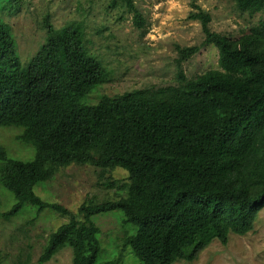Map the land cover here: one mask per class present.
Here are the masks:
<instances>
[{"label": "trees", "instance_id": "trees-1", "mask_svg": "<svg viewBox=\"0 0 264 264\" xmlns=\"http://www.w3.org/2000/svg\"><path fill=\"white\" fill-rule=\"evenodd\" d=\"M241 13L264 12V0H231ZM114 8L144 19L133 0ZM8 11L19 0H0ZM188 17L200 23V44L176 46L175 85L120 94L88 95L108 79L104 62L86 46L82 20L54 28L45 16V41L25 63L11 28L0 16V126L18 128L16 139L33 147L30 159L8 156L0 145V185L14 202L68 216L51 231L35 264L65 246L71 264H121L128 249L137 264L195 260L211 238L226 244L245 234L264 206V17L238 38L213 31L198 5ZM204 44L217 49V68L186 77L181 63ZM71 163L91 164L102 174L127 172V185L109 174L114 198L86 196L73 213L40 198L37 182ZM119 210L130 225L111 253L103 250L96 216ZM27 261L21 264H26Z\"/></svg>", "mask_w": 264, "mask_h": 264}, {"label": "rangeland", "instance_id": "rangeland-1", "mask_svg": "<svg viewBox=\"0 0 264 264\" xmlns=\"http://www.w3.org/2000/svg\"><path fill=\"white\" fill-rule=\"evenodd\" d=\"M109 1L19 0L16 11L0 6V16L11 28L22 63L45 41V16L54 28L82 20L87 48L109 70L108 79L88 95L89 102H96L102 94L175 85L176 46L198 45L203 40L199 21L188 17L192 4L209 13L213 31L234 39L264 17V12L252 16L241 13L231 0H133L145 23L138 28L132 23L131 13L111 7ZM181 68L186 77L217 68L216 47L204 44L181 63ZM18 131L15 126H0V145L12 158L30 159L33 147L16 139ZM108 174L119 184L127 185V172L120 167L102 174L91 164L71 163L59 168L50 179L37 182L33 190L43 200L59 203L75 213L86 196L101 200L123 193L115 186L105 185ZM13 202V195L0 185V264H35L48 234L65 223L68 216L27 204L15 215L4 216ZM95 223L106 253L117 250L125 230L131 228L122 223L119 210L96 216ZM71 259V248L65 246L44 264H71ZM121 264H137L128 249L123 252ZM174 264H264V206L250 231L242 235L229 233L226 244L211 238L195 260Z\"/></svg>", "mask_w": 264, "mask_h": 264}]
</instances>
